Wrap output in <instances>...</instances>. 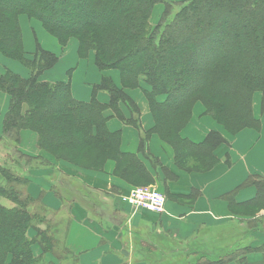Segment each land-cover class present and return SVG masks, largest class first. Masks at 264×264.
<instances>
[{"label": "trees", "instance_id": "trees-1", "mask_svg": "<svg viewBox=\"0 0 264 264\" xmlns=\"http://www.w3.org/2000/svg\"><path fill=\"white\" fill-rule=\"evenodd\" d=\"M161 1L0 0V52L31 72L27 77L10 68L0 73V92L11 97L0 136L7 148V159L0 162V264H81L68 242L72 208L89 198L85 204L96 212L99 194L77 176L63 173L58 162L78 173L82 168L104 170L113 159L115 174L124 180L140 186L155 182L138 154L122 150V131L108 126L111 115L139 129L140 150L154 163L148 141L157 133L172 145L177 165L186 171L211 169L218 160L215 149L225 142L218 131L203 142L182 137L197 102L233 134L260 127L254 96L261 92L264 108V0H182L174 14L173 4L167 3L153 24ZM23 14L39 20L63 45L78 39L80 55L95 52L103 75L89 101L75 96L71 80L45 78L58 63L55 52L37 42L33 56L27 55ZM113 69L120 72L122 86L107 74ZM137 87L143 88L154 117L148 130L142 127L141 108L125 90ZM101 93L108 95L106 101ZM26 130L36 134L38 155L20 147ZM39 169L51 171V179L44 178L49 186L32 177ZM245 184L256 185L258 192L244 203L229 198L240 209L236 223L205 227L188 239L157 241L155 236L147 248L158 263L264 264V237L257 235H264V215L259 214L264 177L250 175ZM246 238L251 241L244 242ZM254 238L261 241L252 243ZM157 242L164 251H157Z\"/></svg>", "mask_w": 264, "mask_h": 264}, {"label": "crops", "instance_id": "crops-1", "mask_svg": "<svg viewBox=\"0 0 264 264\" xmlns=\"http://www.w3.org/2000/svg\"><path fill=\"white\" fill-rule=\"evenodd\" d=\"M34 20L37 19L25 14L20 16L26 52L29 46L36 48L37 42L50 50L40 42L38 36H35L32 24L37 23H34ZM41 25L43 26L42 23ZM48 33L57 41V43L51 41V44H54L52 47L59 45L61 54H57L59 58L56 66L47 72L65 75V71L70 66L66 59L70 55H73L74 64H79V69L88 60L96 59L94 51H90L87 56L80 55L78 39L72 37L63 45L57 37ZM73 42L75 44L71 47ZM2 57L5 56L0 52V58ZM7 59L13 62L11 63L14 67L13 71L23 76L31 73L19 61ZM2 70L0 60V73ZM98 70L100 73L95 70L93 74L94 81L99 79L97 83L101 81L103 75L99 68ZM110 71L112 70H109V73L107 71V74L113 77L116 84L122 86L120 72L117 71L118 77L117 73L113 74ZM71 83L76 96L75 84L72 81ZM125 90L141 108L143 129L153 128L155 121L143 88ZM10 99V95L0 92V136L4 116L1 113H5L9 108ZM107 113L111 115L112 111L109 110ZM254 114L261 120L259 128L246 127L233 134L207 112L202 102L195 104L192 118L181 132L182 137L194 142H203L210 132L218 131L225 138V142L214 151L217 162L211 169L205 171H186L180 168L175 160L174 148L157 133L152 134L148 141V150L158 164L154 163L140 150L139 129L111 115L108 126L112 131H122V150L136 153L141 157L155 178L152 184L159 187L166 195V205L164 211L152 212L134 209L131 205L123 203L120 199L121 195L137 185L115 174L116 161L113 159L107 160L104 170L82 168L78 173L69 163L58 162L63 173L77 176L79 181L86 183L99 194L95 206L96 212H92L85 204L90 203L89 198L85 203L76 202L72 208L73 221L68 230V242L79 253L81 264H159L155 252H150L147 248L149 244L155 243L152 240L155 236L158 237L157 241H160V237L162 241H166L167 236L188 239L199 229L236 223L240 219V209L232 207L229 198H233L236 204L253 199L258 192L257 186L245 182L250 175L264 177V108L262 95L259 93L254 98ZM36 140L35 133L24 131L21 149L28 154L38 155L40 152ZM163 167H166L168 173ZM37 171H42L44 175L49 171L45 177L52 175L50 170ZM259 214L264 215V208ZM155 245L157 251H164L159 242Z\"/></svg>", "mask_w": 264, "mask_h": 264}, {"label": "rangeland", "instance_id": "rangeland-1", "mask_svg": "<svg viewBox=\"0 0 264 264\" xmlns=\"http://www.w3.org/2000/svg\"><path fill=\"white\" fill-rule=\"evenodd\" d=\"M179 1H182V0H162L161 2L157 3L156 4V7L154 9L153 15H152V23L153 24H157L159 22L162 14H163V12L165 11V8H166L167 3H172L173 4V7H172L173 8V11L172 12H173V14L176 13L181 8V6L183 5V3L179 2ZM34 23H37V24H32L35 36L36 37L38 36L40 42L44 43L47 46V48H49L50 50L56 52V54H59L60 55L61 54V47L59 45L57 47H52V46H54V44L53 45L51 44L52 43L51 41H53V43L54 42L57 43L56 39L53 36H51L48 32H46V30L44 29V27L41 25L40 22H38L37 20H34ZM74 44L75 43L73 42V44L71 45V47ZM34 48L35 47H30V46L28 47V49H27V55L28 56H33ZM53 48H55V49H53ZM0 60L2 62V67H3V70L1 72H3L6 68H10V69L14 70L13 69L14 67H12V64H11L13 62H11V60H9V59H7L5 57L0 58ZM66 62H68L70 64V66L65 71V75L56 74V73H52V72H47L48 74L45 75V78L48 79V80H51V81L71 80L75 84V93H76V96L79 99H82V100H90L91 99V96H92V88H93V85L99 81V79H98V81H94V77H93L94 71L97 70L98 73H100V71L98 70V67H97V65L95 63V59L94 60H88L85 63V65L83 67H81L80 69L78 68L79 67V64L78 65L77 64L76 65L74 64L73 55L72 56L70 55L69 58L66 59ZM15 65H19V64L15 63ZM18 67L21 68V66H18ZM117 71L118 70H114L113 69L110 72L113 73V74L114 73H117V75L119 77V73ZM50 73H52L51 76H50ZM108 73H109V71H108ZM30 74L31 73L24 74V76H30ZM52 75H54L55 77H53ZM117 82H119V80ZM258 93L261 94V92H257L256 94H258ZM100 98L101 99H107L108 98V95L105 94V93H101V97ZM254 98H255V96H254ZM160 99L161 100H164L165 99V96H161ZM7 110L5 111V113L7 112ZM5 113H1V114H5ZM2 144H4V145H2ZM2 154H4V155H2ZM6 155H7L6 145H5L4 142H1L0 141V162L3 163L5 161V159H7ZM189 163H192V162H189ZM46 174L44 175L42 171L41 172L40 171H34L32 177L34 178V180H36V183L38 185L39 184L40 185L42 184V185H48L49 186V183L47 181L48 179H46V181L44 179V178H47V177H45ZM50 177H51V175L49 176V178ZM137 186H140V185H137ZM52 196L50 195L48 199L50 200V202L53 205V207H58L60 205V202L57 199H55L54 196L53 197ZM120 199L124 203V201L122 200V195H121ZM3 202L6 205H11L12 204L6 198L3 199ZM127 206H129V205H127ZM138 210H141V209H138ZM145 210L146 211H150V210H147V209H145ZM61 212L66 217L65 219L68 222H70V218H69V214H68L67 210H65V209L64 210H61ZM152 212H154V211H152ZM257 235H258V237L260 236L261 240L264 237V235H262L261 233H258ZM246 240H244V242H249V241H251V238H246ZM256 240L261 241L259 238H256V239L254 238V240L252 241V243L253 242L254 243H258Z\"/></svg>", "mask_w": 264, "mask_h": 264}, {"label": "built area", "instance_id": "built-area-1", "mask_svg": "<svg viewBox=\"0 0 264 264\" xmlns=\"http://www.w3.org/2000/svg\"><path fill=\"white\" fill-rule=\"evenodd\" d=\"M122 200L135 209L162 212L166 205V195L156 185H143L132 188L122 195Z\"/></svg>", "mask_w": 264, "mask_h": 264}]
</instances>
